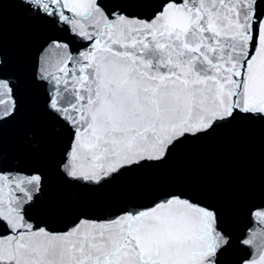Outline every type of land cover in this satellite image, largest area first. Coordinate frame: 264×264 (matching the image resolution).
Listing matches in <instances>:
<instances>
[{
	"label": "snow or ice",
	"instance_id": "snow-or-ice-1",
	"mask_svg": "<svg viewBox=\"0 0 264 264\" xmlns=\"http://www.w3.org/2000/svg\"><path fill=\"white\" fill-rule=\"evenodd\" d=\"M0 264H264V0H0Z\"/></svg>",
	"mask_w": 264,
	"mask_h": 264
}]
</instances>
